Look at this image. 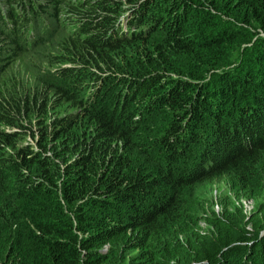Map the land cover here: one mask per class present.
<instances>
[{
    "label": "trees",
    "instance_id": "obj_1",
    "mask_svg": "<svg viewBox=\"0 0 264 264\" xmlns=\"http://www.w3.org/2000/svg\"><path fill=\"white\" fill-rule=\"evenodd\" d=\"M95 1V7L104 11V22L95 37L92 31L87 34L83 44L97 51L107 43L113 58L131 57L133 76L115 74L111 81H123L126 93L140 85L139 96L152 90L146 106H158L154 119L169 123L184 110V129L176 128L181 118L174 119L164 135H155L152 124L139 122L142 135L131 120L134 114L109 107L107 100L117 99L118 88L114 96L100 94L93 104L84 102L81 117L86 120L81 129L80 121L67 119L50 133L45 130L35 147L20 143L12 154L4 150L7 155H0V264H94L98 260L115 264L103 256L92 260L105 244L108 257L128 251L121 260L124 264H264V94L255 89L253 98L231 99L221 110L231 119L221 131L214 129L212 122L221 117L217 105L211 115L201 111L211 106L210 88L201 86L193 89V95L185 94L195 87L194 82L173 81L170 90H160L161 72L173 69L179 54L194 53L196 43L183 35V27L168 28L165 39L153 43L152 49L132 46V41L141 40L140 34L119 37L120 43L110 47L106 37L120 1ZM170 5L174 16L200 6L208 14L213 9L216 15L231 16L247 32L264 34V0H169ZM22 8L20 2L12 6L0 16V23L9 24L7 19H16ZM146 11L139 19L144 18L141 28L154 20H149ZM88 12L82 14L91 24L97 14ZM211 27L216 30L218 26ZM119 45L133 50L118 53ZM260 48L264 44L254 50ZM241 72L245 76L242 68ZM228 80L231 83L232 78ZM220 85L227 88L225 83ZM222 95L219 91L211 100L221 102ZM247 125L251 127L242 132ZM7 135L0 130V140H7L0 150L10 144ZM231 137L237 139L230 144ZM196 143L198 149L191 159ZM203 164L209 168H201ZM214 173H223L238 183L236 187L247 188L245 196L256 198L253 209L244 214L236 205L233 210L224 205L217 211L208 207L209 213L199 211L195 185ZM240 196L244 194L235 198ZM80 249L90 254L84 263L78 258Z\"/></svg>",
    "mask_w": 264,
    "mask_h": 264
},
{
    "label": "rangeland",
    "instance_id": "obj_2",
    "mask_svg": "<svg viewBox=\"0 0 264 264\" xmlns=\"http://www.w3.org/2000/svg\"><path fill=\"white\" fill-rule=\"evenodd\" d=\"M104 1L106 3L120 1L117 15L110 12L111 15H116L111 21V26L114 25L115 29L108 31L106 37V40L111 42L110 47L120 43L119 37L122 39L133 37L127 32L134 26L135 19L134 21L128 19V13L143 6L146 1L151 2L142 10H148L146 12H151L156 18L146 32L140 33L141 36L138 38L140 41H132L134 42L132 46L152 49L153 43L165 39V31L168 28L183 27V35L195 41L192 56L179 54L177 64H173L174 68L161 72L159 77L161 92L170 90L173 81L194 82L195 87L183 92L185 94L193 95L194 90L201 86L207 87V90L210 88L207 99L211 106L202 107L201 110L209 115L218 109L219 113L221 110L225 111V105L240 95L246 100L255 97V89L264 94V78L262 79L264 49L254 50L264 44L263 33L250 30L247 32L234 24L231 16L222 13L216 15L213 9L208 14L200 6L196 10H186L174 16L170 11L172 5L168 8L169 0ZM19 2L23 6L22 14L12 21L7 19L10 20L7 25L0 23V130L7 132L10 143L0 150V155H7L4 150L12 154L20 143H28L35 147L36 140L45 130L50 133L52 127L59 126L67 119L80 121L81 129V124L86 120L85 116L81 117L84 115V102L89 101L93 104L100 94L105 98L109 93L114 96L118 88L117 99L107 100V103L112 110L125 112L126 109L130 116L134 114L131 120L137 129L139 122L150 123L155 135L160 133L164 135L174 119L186 117L183 110L180 116H175L169 123L160 117L154 119L153 112L158 106H146L152 90H148L145 96H139L137 91L140 85H133L126 93L122 90L123 81L118 80L119 82L114 83L111 81L115 74L132 77L130 65L133 59L128 56L123 59L113 58L110 56L111 49L106 47L107 43L98 46L97 51L89 50L83 44L87 34L92 31L91 36L95 37L94 34L99 32L104 22V11L95 7V0H0V16L9 13V9ZM17 9L21 10L20 5ZM92 11L96 12L97 17L92 16L95 20L90 24L82 13ZM214 15L219 20H216ZM211 26L218 27L211 30L214 28ZM228 27L232 30L226 34ZM119 30L127 34L118 36ZM119 46L121 49L118 53L133 50L128 45ZM245 54L246 56H243ZM174 58L175 56L171 57L172 60ZM241 68L245 76L242 75ZM229 78H232L231 83ZM221 83H225L227 88L222 89ZM156 85L158 86V83ZM219 91H223V97L221 96V102L216 103L211 100V96L217 95ZM86 95L91 96V99L85 100ZM214 104L217 105L216 110L213 109ZM184 106L190 108V102L187 100ZM167 110L164 107V111ZM223 114L224 112L221 113V117L215 119L216 123L212 122L214 129L221 131L224 124L231 119L228 114ZM182 123L181 118L176 128L184 129ZM249 127L251 125H247L242 132L245 133ZM138 130L145 135L144 130ZM237 131H240L238 126ZM244 135L239 136L243 138ZM236 139L231 137L229 143ZM6 141L0 140V145L7 143ZM197 149L198 143L192 149L191 159ZM195 163L197 162L191 165ZM237 184L229 181L223 173H214L198 181L195 189L200 202L199 211L209 213L208 207L217 211L224 205L231 210L236 205L244 214L252 210L256 198L245 196L247 188L236 187ZM250 188L254 191L255 184L250 185ZM240 193L244 196L235 198ZM199 225L204 226L202 220L199 221ZM107 246L106 244L101 246L98 250L99 256L92 260L103 256L109 263L114 261L115 264H124L125 262L121 260L128 256V251H120L108 257ZM78 252L81 263L88 261L90 254L87 251L80 249ZM98 261L94 264H107Z\"/></svg>",
    "mask_w": 264,
    "mask_h": 264
},
{
    "label": "clouds",
    "instance_id": "obj_3",
    "mask_svg": "<svg viewBox=\"0 0 264 264\" xmlns=\"http://www.w3.org/2000/svg\"><path fill=\"white\" fill-rule=\"evenodd\" d=\"M143 11V10H142ZM127 13L128 12H126V14L125 15H127ZM134 13H136V16H133V14ZM128 15H129V18L128 19H131V20H133L134 21V19H135V21H134V26L131 28V30L129 31V32H127L128 33V35L129 36H131V35H134V34H140L141 32H146V30H147V28L148 27H150V26H152V24L154 23V20H155V16H152V14H151V12L149 13L148 12V15H149V20L151 21L152 19H154L153 21H152V24L149 26V25H147V27L146 28H141V25H142V22H143V20H144V18L140 21L139 19H140V17H141V10H136V9H134V10H131L129 13H128ZM146 17H148V16H146ZM124 18H125V16H124ZM137 21H139V22H137ZM115 29V27H114V25L111 27V30H114ZM126 32H122V31H118L117 32V34L118 35H120V34H122V35H125V34H127ZM122 35H120V36H122ZM204 165V164H203ZM201 168H203V169H207V168H209V165L208 166H202Z\"/></svg>",
    "mask_w": 264,
    "mask_h": 264
}]
</instances>
